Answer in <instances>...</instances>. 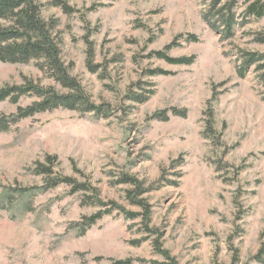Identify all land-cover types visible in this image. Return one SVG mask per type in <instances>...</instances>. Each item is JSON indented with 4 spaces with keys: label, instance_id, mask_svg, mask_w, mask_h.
<instances>
[{
    "label": "rangeland",
    "instance_id": "obj_1",
    "mask_svg": "<svg viewBox=\"0 0 264 264\" xmlns=\"http://www.w3.org/2000/svg\"><path fill=\"white\" fill-rule=\"evenodd\" d=\"M254 1L264 5L235 0L227 35V0L41 1L71 77L109 112L58 108L0 131V264H264V13L245 16ZM175 39L167 54L193 63L148 57ZM26 82L68 92L40 59L0 61V88ZM39 99L0 102V119ZM169 107L185 116L148 119ZM58 176L72 181L50 187Z\"/></svg>",
    "mask_w": 264,
    "mask_h": 264
},
{
    "label": "trees",
    "instance_id": "obj_2",
    "mask_svg": "<svg viewBox=\"0 0 264 264\" xmlns=\"http://www.w3.org/2000/svg\"><path fill=\"white\" fill-rule=\"evenodd\" d=\"M42 0H0V61L8 63L25 64L32 59H40L41 67L45 73L49 74L60 86L67 88L66 94H59L53 89H45L41 86L26 82L24 85H14L0 88V102L10 100L17 103L25 96H38L40 99L37 102L25 107L18 108L16 113L0 119V131L6 130L8 126L26 118L28 116L50 111L58 108L81 109L82 111L93 112L96 115L108 114L106 104L95 105L92 103L88 95L81 88L80 84L71 77L67 66L61 58V51L57 36L53 32L54 22L46 20L42 16ZM220 0H214V3ZM228 3L220 7L218 13V21L222 23L226 30V35L231 33L232 25L234 24V13L232 6L235 0H227ZM94 8H89L93 11ZM264 13V5L259 2H252L246 8L245 16L260 17ZM182 37V36H179ZM187 41L197 42L193 35H189ZM257 41L264 42V36L257 38ZM177 45V41L172 40L165 46L163 50H157L148 57L162 59L169 64L188 65L193 63L194 57H171L167 51ZM252 61L249 58L247 62ZM90 71L95 72L98 66L88 63ZM148 75H170V72L162 69H148L145 70ZM139 85L138 82L133 83V86ZM140 86V85H139ZM125 97L134 101L142 103L146 97L136 96L130 92V89L125 94ZM171 116H185L184 110H178L176 107H169L167 109L156 110L148 115V119L165 121ZM50 168H45V172L51 173ZM71 178L58 176L48 181L50 187L58 183H71ZM122 182L132 183L138 189L137 195L142 192L139 182L132 177L124 176ZM48 186V187H49ZM77 187V186H75ZM136 195V196H137ZM136 196L130 198L132 203H135L144 209L146 216L148 206L141 199H136ZM113 206H116L113 204ZM118 207V206H116ZM120 208V207H118ZM122 209V208H121ZM127 216H135L131 213H126ZM102 217V213H96L84 221V228L90 227L98 219ZM83 233V232H82ZM82 235V234H81ZM166 258H170L166 252H162ZM259 255L255 256L259 260ZM263 259V258H262ZM262 262V260H259ZM132 260L127 258L124 260H113L111 264H131Z\"/></svg>",
    "mask_w": 264,
    "mask_h": 264
}]
</instances>
